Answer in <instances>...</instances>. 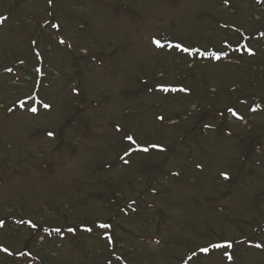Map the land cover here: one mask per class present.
Segmentation results:
<instances>
[{
	"label": "rangeland",
	"instance_id": "obj_1",
	"mask_svg": "<svg viewBox=\"0 0 264 264\" xmlns=\"http://www.w3.org/2000/svg\"><path fill=\"white\" fill-rule=\"evenodd\" d=\"M0 264H264V0H0Z\"/></svg>",
	"mask_w": 264,
	"mask_h": 264
},
{
	"label": "snow or ice",
	"instance_id": "obj_2",
	"mask_svg": "<svg viewBox=\"0 0 264 264\" xmlns=\"http://www.w3.org/2000/svg\"><path fill=\"white\" fill-rule=\"evenodd\" d=\"M33 111H35V109H33Z\"/></svg>",
	"mask_w": 264,
	"mask_h": 264
}]
</instances>
